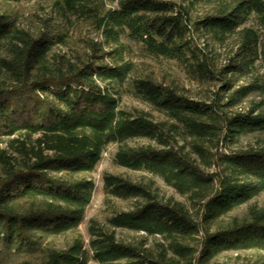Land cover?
<instances>
[{"label":"trees","instance_id":"obj_1","mask_svg":"<svg viewBox=\"0 0 264 264\" xmlns=\"http://www.w3.org/2000/svg\"><path fill=\"white\" fill-rule=\"evenodd\" d=\"M21 2L0 0V264H260L218 258L264 253V207L232 216L264 193V98L251 99L264 94V42L244 26L252 16L264 26V0H54L36 30L23 26ZM70 23L97 38L57 51ZM233 38L223 61L218 47ZM131 45L199 89L133 76ZM124 95L151 112L121 106ZM112 145L117 166L184 200L105 174L107 197L133 207L92 219L87 243L54 247L84 223L95 193L86 175Z\"/></svg>","mask_w":264,"mask_h":264},{"label":"rangeland","instance_id":"obj_2","mask_svg":"<svg viewBox=\"0 0 264 264\" xmlns=\"http://www.w3.org/2000/svg\"><path fill=\"white\" fill-rule=\"evenodd\" d=\"M107 8L116 7L117 4L111 2V0H102ZM54 0H22L20 5L15 7V10L20 12L22 24L25 27L36 30L39 27L38 18L51 17ZM216 3L211 2L204 6H199L192 12L193 17H198L206 13ZM61 23V21H57ZM247 28H252L257 32L262 42H264V26L260 23L259 19L252 16L244 25ZM65 28V29H64ZM62 29L67 34V43L64 46L57 47V51L64 53H72L76 51H83L82 39L88 36L97 38L96 34L93 33L89 26H84L79 23L67 24ZM204 42L203 40L201 41ZM234 38L229 40L225 45L218 47V53L220 54L221 60L225 61L233 51ZM127 58L133 61L135 65V71L133 76H153L159 80L171 81L173 79H179L187 88L197 91L199 86L191 84L187 81L185 75L182 73L179 66L174 62H169L163 59H154L150 57H144L139 53L137 47L131 45L130 54ZM258 82L264 85V59L257 64ZM264 98V94L260 92L252 96L251 99ZM121 106L131 108L135 107L148 112H151L144 104L135 100L132 96L124 95L121 101ZM156 118L158 115L152 113ZM117 150L116 145L110 146L104 153L102 161L97 167L96 171L86 175L95 183V193L91 205L86 211V218L79 230L69 232L64 236L55 238L51 241V244L58 248L64 249L70 246L76 239L84 240L86 243L89 240L88 227L92 219L103 221L113 210H129L133 207V201H121L117 199H110L107 197L105 186H104V175L113 174L123 176L131 181L137 183L148 184L154 181L153 187L158 189L161 197L169 198L174 196L175 199L183 201L184 199L174 193L172 189L167 187L165 183L159 179L154 178L148 174L141 172L129 171L127 169L117 166L113 161V155ZM256 206L258 208L264 207V193L256 197L250 203L238 208L232 213V216L245 217L248 214L249 208ZM120 236L127 238L135 236L134 233L119 232ZM220 262L224 261H250L264 264V253L256 251H243L240 254L225 253L219 258ZM89 264H99L95 261H90Z\"/></svg>","mask_w":264,"mask_h":264}]
</instances>
